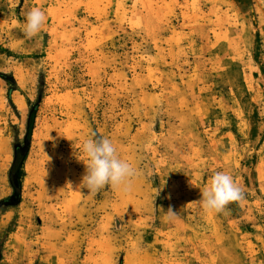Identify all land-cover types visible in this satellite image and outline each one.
<instances>
[{
	"label": "rangeland",
	"instance_id": "rangeland-1",
	"mask_svg": "<svg viewBox=\"0 0 264 264\" xmlns=\"http://www.w3.org/2000/svg\"><path fill=\"white\" fill-rule=\"evenodd\" d=\"M94 133L130 187L80 186ZM216 172L243 199L205 212ZM0 264H264V0H0Z\"/></svg>",
	"mask_w": 264,
	"mask_h": 264
},
{
	"label": "clouds",
	"instance_id": "clouds-1",
	"mask_svg": "<svg viewBox=\"0 0 264 264\" xmlns=\"http://www.w3.org/2000/svg\"><path fill=\"white\" fill-rule=\"evenodd\" d=\"M46 22V14L39 8H32L26 15L23 32L28 38L36 36ZM79 151L83 154L86 174L80 186L89 192H96L106 185L113 189L130 187L137 171L134 166L119 155L113 140L102 134H93L83 140ZM198 206L205 212H221L231 202L243 199V192L232 175L216 172L205 188ZM177 213L171 208L166 212L167 219H173Z\"/></svg>",
	"mask_w": 264,
	"mask_h": 264
},
{
	"label": "trees",
	"instance_id": "trees-1",
	"mask_svg": "<svg viewBox=\"0 0 264 264\" xmlns=\"http://www.w3.org/2000/svg\"><path fill=\"white\" fill-rule=\"evenodd\" d=\"M5 78L6 76L3 75ZM41 97H39L40 100ZM39 102H29L30 111L29 117L27 122V132L25 139L22 142H19L14 149V159L13 164L10 171V183L13 187L14 193L7 198L6 200L2 201V203H7L9 205L16 204L20 198L21 193V178L24 175L23 166L27 159L30 144H31V137L33 134L34 126H35V119L37 115V110L39 107Z\"/></svg>",
	"mask_w": 264,
	"mask_h": 264
}]
</instances>
